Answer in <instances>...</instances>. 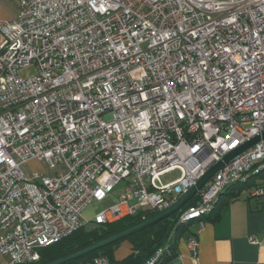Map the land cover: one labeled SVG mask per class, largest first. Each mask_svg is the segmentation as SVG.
<instances>
[{
    "label": "built area",
    "instance_id": "built-area-1",
    "mask_svg": "<svg viewBox=\"0 0 264 264\" xmlns=\"http://www.w3.org/2000/svg\"><path fill=\"white\" fill-rule=\"evenodd\" d=\"M0 21V256L38 251L91 223L160 213L264 132V0H17ZM31 66L36 74L20 71ZM45 172L25 173L29 162ZM172 172L178 175L165 182ZM250 187L264 212V139L183 207L195 225ZM119 191L115 200L113 193ZM106 204L90 221L83 213ZM256 244L254 238H248ZM167 248L143 264H161ZM92 264H112L100 256Z\"/></svg>",
    "mask_w": 264,
    "mask_h": 264
},
{
    "label": "crops",
    "instance_id": "crops-1",
    "mask_svg": "<svg viewBox=\"0 0 264 264\" xmlns=\"http://www.w3.org/2000/svg\"><path fill=\"white\" fill-rule=\"evenodd\" d=\"M18 11L17 0H0V21H12ZM2 36L0 34V43ZM248 186H233L229 191L236 196L223 193L211 215L204 219V227L197 235V248L192 254L187 248V236L178 240L172 258L163 264H264V212L259 203L249 196ZM248 191H246V189ZM117 196L113 195L112 200ZM104 207L106 204H103ZM191 225L190 230L195 229ZM254 238L251 244L248 238ZM126 242V241H125ZM112 264H118L133 254L126 242L123 256L115 257ZM8 259L0 256V264Z\"/></svg>",
    "mask_w": 264,
    "mask_h": 264
},
{
    "label": "trees",
    "instance_id": "trees-1",
    "mask_svg": "<svg viewBox=\"0 0 264 264\" xmlns=\"http://www.w3.org/2000/svg\"><path fill=\"white\" fill-rule=\"evenodd\" d=\"M228 196L235 197L236 193L229 191ZM197 201V197L193 198L187 205L193 206ZM156 215V213L149 211H140L132 216H127L119 221L106 225L104 227H91L89 229H81L64 238L60 242L42 248L38 251L39 260L33 264H48L70 253H73L97 240L107 237L122 229L130 227L134 224L141 222ZM178 214L171 216L168 219L150 226L140 232H137L111 246L105 247L97 252L89 254L83 258L77 259L66 264H92L93 260L97 257L104 256L113 262V254L120 242L126 241L131 247L133 254L118 264H143L144 261L151 256L158 249L167 248L166 256L161 264L172 258L175 245L182 237L187 238L192 234L190 230L191 225L176 226Z\"/></svg>",
    "mask_w": 264,
    "mask_h": 264
},
{
    "label": "water",
    "instance_id": "water-1",
    "mask_svg": "<svg viewBox=\"0 0 264 264\" xmlns=\"http://www.w3.org/2000/svg\"><path fill=\"white\" fill-rule=\"evenodd\" d=\"M261 139H264V132L260 136H256L252 138L250 141L246 142L236 150L228 153L225 155L219 162H217L215 165H213L211 168H209L205 174L196 182L195 186L192 187L185 195H183L175 204H173L170 208L167 210H164L163 212H160L156 215H154L151 218L142 220L141 222L134 224L130 227H127L125 229H122L116 233H113L107 237H104L100 240H97L73 253H70L64 257H61L55 261H52L48 264H66L70 263L72 261H75L77 259L83 258L89 254H92L94 252H97L105 247L111 246L137 232H140L150 226H153L162 220L168 219L173 215H176L179 213V211L185 207L199 192L203 186L208 182V180L223 166V164L229 162L237 155L241 154L245 150L249 149L250 147L254 146L256 143H258Z\"/></svg>",
    "mask_w": 264,
    "mask_h": 264
},
{
    "label": "rangeland",
    "instance_id": "rangeland-1",
    "mask_svg": "<svg viewBox=\"0 0 264 264\" xmlns=\"http://www.w3.org/2000/svg\"><path fill=\"white\" fill-rule=\"evenodd\" d=\"M35 74H36V70H35V67H34V66H31V67H29V68H27V69H23V70L20 71V75H21L23 78H27V77L33 76V75H35ZM22 170H23L25 173H27V174H28V173H33V172L40 173V172H45V171H46V170H45V167H44L43 165L38 164V163L33 162V161L27 163V164L22 168ZM177 175H178L177 172H172V173H170V174L164 176V177L162 178V180L165 181V182H167V181H169V180L175 178ZM247 188H248V187H247ZM247 188H245L246 191H248V189H250V188H248V189H247ZM113 195H114V196H118V195H119V191H118V190H115L114 193H113ZM103 207H104L103 204H92V205H90V206L85 210V212L83 213V218H84L85 220H87V221H90V220L92 219V217H93L97 212H99ZM91 227H92V224L89 223V224L86 226V228H81V229H89V228H91ZM81 229H80V230H81ZM125 243H126V242L123 241V242H120V243L118 244L117 247H119V248H118V250L115 252V257H116V258H117L118 256H119V257H120V256H123L124 253H126V250H123V248H124V246H125ZM117 247H116V248H117Z\"/></svg>",
    "mask_w": 264,
    "mask_h": 264
}]
</instances>
